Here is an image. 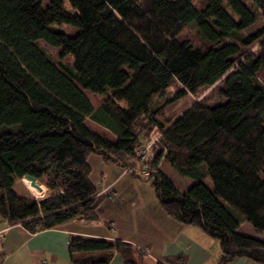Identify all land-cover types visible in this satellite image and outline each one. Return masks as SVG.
Returning <instances> with one entry per match:
<instances>
[{
    "label": "trees",
    "instance_id": "16d2710c",
    "mask_svg": "<svg viewBox=\"0 0 264 264\" xmlns=\"http://www.w3.org/2000/svg\"><path fill=\"white\" fill-rule=\"evenodd\" d=\"M204 1L199 10L195 0H0V220L31 234L97 222V154L136 178L148 173L168 217L219 242V264H264V241L239 233L249 223L264 234V29L250 32L264 0ZM63 25L77 34L57 29ZM191 26L198 48L179 40ZM42 44L60 49L59 60ZM204 88L224 101H197L174 121L160 120L168 105ZM154 138L149 158L138 161L140 140ZM163 162L194 184L180 191ZM25 176L48 196L17 193ZM116 253L124 264L149 255L121 240L69 242L73 264H110Z\"/></svg>",
    "mask_w": 264,
    "mask_h": 264
},
{
    "label": "crops",
    "instance_id": "0c3cea01",
    "mask_svg": "<svg viewBox=\"0 0 264 264\" xmlns=\"http://www.w3.org/2000/svg\"><path fill=\"white\" fill-rule=\"evenodd\" d=\"M94 160H98L106 177H109L106 172L111 177L112 174L119 175L113 181L102 177L103 180L99 182L93 178L92 171L93 182L105 191L99 192V220L95 223L75 220L36 234L29 233L20 225L8 226L0 220V256L3 258L1 264H73L69 254V242L72 238L102 239L109 242L121 240L135 248L147 249L149 255L143 264H161L166 259L177 257H184L186 264H219L222 251L217 240L198 228L176 222L157 207V203L153 204L154 209L142 211L148 205L143 204L137 195L136 187H140L137 185L140 180L129 179L127 186H131L130 189L124 188L128 195L121 196L116 187L124 172L121 173L116 164H105L102 157ZM90 164L93 170L91 159ZM129 201L131 207L128 208ZM112 212L122 213L127 219L133 217L134 222L129 223L127 220L128 229L117 230L111 225H116L117 222ZM239 233L242 234L241 228ZM110 264H124L123 257L116 253ZM229 264L258 263L247 258H238Z\"/></svg>",
    "mask_w": 264,
    "mask_h": 264
},
{
    "label": "rangeland",
    "instance_id": "374dc122",
    "mask_svg": "<svg viewBox=\"0 0 264 264\" xmlns=\"http://www.w3.org/2000/svg\"><path fill=\"white\" fill-rule=\"evenodd\" d=\"M195 3H196V6L199 10L204 9V7H205V1L204 0H195ZM57 29L68 34L69 36H75L78 32L76 28H74L72 26H67V25L58 26ZM260 29H264V17L261 14H259V16H258L257 24L251 29L250 32L254 33ZM179 40L190 42L195 48H198L201 44V41H200L199 36L197 34V30L194 26H191V27L187 28L185 31H183L182 34L179 36ZM42 46L44 47V49L47 51V53L50 55V57L53 60H55V61L59 60V53L61 52L60 49L51 48L45 44H42ZM257 50H258L257 44L251 48V51H257ZM260 77L264 81V75L261 74ZM223 86H224V80L217 84V89L219 87H223ZM217 89L204 88L199 92V94L197 96H186V97H183L182 99L176 101L175 103L168 105L167 108L163 111V115L160 116V120L163 122L174 121L187 108H189L194 102H197V101H206L212 107L221 104L224 100L222 99V97L219 96V94H218L219 92ZM175 92H176V89L169 90L168 93L165 95V99H163V100L165 101L167 98L168 99L171 98ZM87 96L90 99V101L92 102L93 106L95 108H97L98 104H99L98 98H96L94 95H91L90 93H87ZM162 103H163V101H161V104ZM85 124L89 129H91L96 134L100 135L101 137H103V138H105L111 142H115L117 140L109 131L98 126L97 124L92 122L90 119H86ZM154 141H156V138H154ZM151 149H150V152L152 151ZM91 157H93V158H91ZM91 157H90L91 163L94 165L93 178H96L99 182H101V180H103L102 177L106 178L110 181L111 180L113 181L116 177H119V175H113V174L111 177L110 173H107V172H106V174L109 177H106L105 175H103V174H105V172H103L102 168L99 167L100 164L97 162L98 160L97 161L94 160V159H100L101 156H99L97 154H92ZM94 157H97V158H94ZM146 159H147V157H146ZM137 160L139 161V158ZM104 163L105 164H111V163H106V162H104ZM119 169L121 170V173L124 172L123 173L124 175L123 176L121 175L122 176L121 182L116 187V190L119 189L121 196H127L128 195V193L125 192L124 188L127 187L128 189H130L131 186H127L129 179H134V178L139 179L140 181L138 182L137 185H139L140 187H136L137 188V195L139 196V198L143 204L148 205L144 209H142V211L143 210L146 211L148 209H150V210L154 209L155 203H157V205H158L157 207H160L159 202L157 200V197L155 195V190L153 188L152 181H141L140 178L134 177L133 174L129 172V169H126L123 167H120ZM160 169L177 186V188L182 192H186L194 184V181H192L189 178H185V177H182L181 175H179L177 173V171L175 169H173L166 162H163L161 164ZM37 184L43 188L42 193L38 192L36 189L28 188L25 185L24 180H22L21 182H18L15 185L14 189L19 194H26L29 197L35 198L37 200L44 199L49 194L48 190L39 181ZM209 184L211 185L210 182H209ZM99 190L102 191V188H100ZM149 203H152V204L149 205ZM130 204H131V201L128 202V205H129L128 208L131 207ZM160 209H162V208L160 207ZM109 210H110V208H109ZM108 214L109 213H106V215H108ZM112 214L115 217V220L117 222H116V225H113V224H111V225L117 230L128 229V225L126 223L127 220H129V223L134 222L133 217H132V219H129V218L127 219V216L126 215L124 216L122 213L112 212ZM138 215H140V214H138ZM121 226H122V228H121ZM241 233L243 235L246 234L244 236H249L251 238H256V239L264 241V234L258 233L253 228V226L249 223H245L241 227ZM137 248H140V247H137Z\"/></svg>",
    "mask_w": 264,
    "mask_h": 264
},
{
    "label": "built area",
    "instance_id": "2783aa9c",
    "mask_svg": "<svg viewBox=\"0 0 264 264\" xmlns=\"http://www.w3.org/2000/svg\"><path fill=\"white\" fill-rule=\"evenodd\" d=\"M158 141V138H156V141L153 140H149V139H142L140 140L141 143V148L139 150V160L140 161H145L148 159V155L150 154V149L152 148V145ZM151 147V148H150ZM147 157V159H146ZM142 175H144L145 177L148 176V173L143 172ZM101 192H105L104 190H102Z\"/></svg>",
    "mask_w": 264,
    "mask_h": 264
},
{
    "label": "water",
    "instance_id": "95a60500",
    "mask_svg": "<svg viewBox=\"0 0 264 264\" xmlns=\"http://www.w3.org/2000/svg\"><path fill=\"white\" fill-rule=\"evenodd\" d=\"M139 177H140V179H141L142 181H145V180L148 179V178H146L144 175H141V174H139ZM23 180H28V181L30 182V186H31L32 188H35V189H36L37 191H39V192H43V188L37 184L38 181H37L36 178L31 177V176H25Z\"/></svg>",
    "mask_w": 264,
    "mask_h": 264
},
{
    "label": "bare ground",
    "instance_id": "6f19581e",
    "mask_svg": "<svg viewBox=\"0 0 264 264\" xmlns=\"http://www.w3.org/2000/svg\"><path fill=\"white\" fill-rule=\"evenodd\" d=\"M24 183H25V185L28 187V188H30V189H35V188H32L31 186H30V182L28 181V180H24ZM39 192V191H38ZM40 193H42V192H40Z\"/></svg>",
    "mask_w": 264,
    "mask_h": 264
}]
</instances>
